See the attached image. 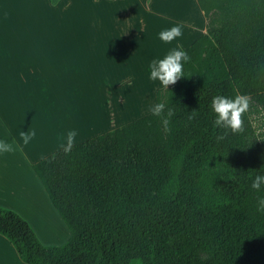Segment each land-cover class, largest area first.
I'll return each mask as SVG.
<instances>
[{
    "label": "trees",
    "instance_id": "1",
    "mask_svg": "<svg viewBox=\"0 0 264 264\" xmlns=\"http://www.w3.org/2000/svg\"><path fill=\"white\" fill-rule=\"evenodd\" d=\"M59 0H52L57 3ZM207 23L183 76L156 91L174 115L151 113L34 164L71 231L42 243L0 206V234L28 264H264V0H197ZM247 95L242 131L214 126V96Z\"/></svg>",
    "mask_w": 264,
    "mask_h": 264
},
{
    "label": "crops",
    "instance_id": "2",
    "mask_svg": "<svg viewBox=\"0 0 264 264\" xmlns=\"http://www.w3.org/2000/svg\"><path fill=\"white\" fill-rule=\"evenodd\" d=\"M98 1L101 13L77 18L91 29L76 30L74 0H0V144L11 147L0 151V206L28 220L43 244L52 235L69 240L71 232L34 164L69 146L70 131L72 145L150 113L139 114L134 98L140 64L185 51L206 32L197 0ZM176 25L181 36L159 39ZM162 87L153 88L148 108ZM0 264H28L2 234Z\"/></svg>",
    "mask_w": 264,
    "mask_h": 264
},
{
    "label": "clouds",
    "instance_id": "3",
    "mask_svg": "<svg viewBox=\"0 0 264 264\" xmlns=\"http://www.w3.org/2000/svg\"><path fill=\"white\" fill-rule=\"evenodd\" d=\"M182 26L176 25L170 29L159 33V39L164 43H171L175 38L181 36ZM190 57L184 50L174 48L163 59L153 60L150 64V79L158 80L164 88L174 84L183 76V64L188 62ZM211 110L215 114L214 126L231 130L232 132L242 131L244 125V114L249 109V97L247 95H236L234 98L225 95L214 96L211 101ZM149 112L161 117L165 129H168L170 118L174 115L171 109H167L163 102L157 103L149 108ZM25 144L31 139L25 133L20 134ZM35 135V133H32ZM76 136V132L68 133L69 146ZM11 147L6 144H0V151H10ZM251 188L257 192H264V175H256L251 183ZM257 211L264 212V197L257 201Z\"/></svg>",
    "mask_w": 264,
    "mask_h": 264
},
{
    "label": "rangeland",
    "instance_id": "4",
    "mask_svg": "<svg viewBox=\"0 0 264 264\" xmlns=\"http://www.w3.org/2000/svg\"><path fill=\"white\" fill-rule=\"evenodd\" d=\"M95 0H74L73 7H72V13L76 16V19L74 20V26L76 30H89L91 29L90 23L80 19L78 20V16L81 15H91L96 13H101L102 8V2L98 1L99 4H94ZM73 15V16H74ZM47 15H45V22L48 23L49 19L46 18ZM76 22V23H75ZM58 26V24H57ZM60 29H64L63 22L59 23ZM142 58V57H141ZM150 64L148 63L144 65L143 63L140 64V70H139V84L134 87V98H139V110L138 113L148 111L147 104L145 101L147 98H150V102L153 104L155 102V96L153 95V88L159 83L158 80L153 81L150 77ZM252 123L257 130V132L264 137V109H257L254 111V114L252 115ZM114 130V129H113ZM108 132V131H107ZM70 230V229H69ZM71 232V231H70ZM47 241H52L53 243H46L45 245L48 246H59L65 244L68 240H64V238L58 239L56 235H52L50 239ZM65 241V242H64Z\"/></svg>",
    "mask_w": 264,
    "mask_h": 264
}]
</instances>
